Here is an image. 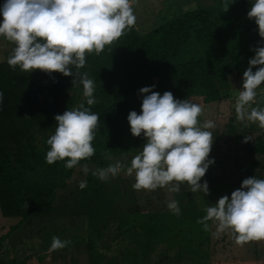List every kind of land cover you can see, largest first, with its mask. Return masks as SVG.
Segmentation results:
<instances>
[{
	"label": "trees",
	"instance_id": "obj_1",
	"mask_svg": "<svg viewBox=\"0 0 264 264\" xmlns=\"http://www.w3.org/2000/svg\"><path fill=\"white\" fill-rule=\"evenodd\" d=\"M219 1L188 10L146 31L136 24L100 55L87 56L79 72H86L95 83L97 103L91 111L99 114L100 120L92 142L95 155L71 169L65 167L67 158L46 162L50 150L46 141L55 133L57 114L81 103L88 107L83 85L75 76L77 69H72L77 81L73 85L72 76L39 69L29 73L18 66L13 69L7 61L0 62V214L7 222L20 226L27 219L48 215L71 220L84 212L81 208L88 212L89 207L115 202L116 197L122 198V203L128 201L133 190L125 184L136 181L135 174L127 175L126 168L147 142L143 134L136 137L131 133L127 119L131 111H142L146 94L139 90L155 85L153 91L161 95L171 91L180 100H190L196 92L216 96L227 82L225 75L231 74L226 70L230 61L251 59L254 49L264 46L259 43L264 38L259 36L258 25L247 17L254 0ZM226 2L230 4L227 11ZM233 93L225 89L223 95ZM263 98L260 96L252 107L264 108ZM233 112L222 131H212V149L213 153L222 152L221 146H225L224 157L230 160L225 165L230 163V172L232 167L241 187L246 178L264 179V128L258 122L237 120L235 109ZM245 136L251 140L244 142ZM117 161L125 166L117 176L101 181L92 174ZM84 165L88 173L83 171ZM81 182H86L83 189ZM63 207L79 210L63 214Z\"/></svg>",
	"mask_w": 264,
	"mask_h": 264
},
{
	"label": "clouds",
	"instance_id": "obj_2",
	"mask_svg": "<svg viewBox=\"0 0 264 264\" xmlns=\"http://www.w3.org/2000/svg\"><path fill=\"white\" fill-rule=\"evenodd\" d=\"M232 2V0H231ZM229 3H225L226 11ZM0 13V36L15 44L7 63L13 69L17 66L31 73L39 69L48 74L54 72L79 77L83 103L78 108L57 114L55 133L46 143L50 150L46 162L53 164L64 161L65 167L74 168L82 160L95 155L92 142L99 127L100 116L91 111L97 103L94 96L95 83L88 74L79 72L86 65L89 54L100 55L106 46L117 41L126 31L136 25L133 0H5ZM258 25V33L264 38V0H254L247 13ZM264 44V41L259 42ZM255 56L249 60V67L243 73V90L235 103L237 120L257 123L264 128V108L252 107L256 103L257 89L264 83V46L254 49ZM257 67L253 71V67ZM151 87L139 90L143 95L142 111L135 110L128 115L131 133L146 138L142 151L131 160L126 168L127 175L135 173L137 190L154 191L168 188L179 192L187 184L193 193L209 194L207 181L201 183L209 165L214 142L209 129L216 128L214 120L200 121L203 106L188 99L180 100L171 91L161 95ZM150 93V94H148ZM3 92L0 91V104ZM251 140L245 136L244 142ZM106 158L111 159L110 156ZM125 166L117 161L105 168L92 172L101 181L117 176ZM89 172L87 165L83 166ZM86 182H81L83 189ZM167 207L176 215L180 214L178 202L170 200ZM206 215L198 219L204 230L209 229L208 221L217 224L219 232L231 231L235 243L243 246L252 241L264 240V179L254 177L242 181L241 188L234 190L231 198L225 195L206 209ZM70 240L53 237L49 252L70 245Z\"/></svg>",
	"mask_w": 264,
	"mask_h": 264
},
{
	"label": "rangeland",
	"instance_id": "obj_3",
	"mask_svg": "<svg viewBox=\"0 0 264 264\" xmlns=\"http://www.w3.org/2000/svg\"><path fill=\"white\" fill-rule=\"evenodd\" d=\"M133 1L136 24L139 30L146 31L188 10L210 7L219 0ZM4 3L5 0H0V8ZM12 53L13 43L0 36V62L7 61ZM249 60L242 58L241 63L238 59L230 61L226 70L231 74L225 75L227 82L221 86L218 95L196 92L190 99L203 106L201 122H216V128L209 131H222L228 116L234 113ZM225 89L234 92L233 95L224 97ZM260 96L264 97V83L257 89V99ZM221 148L222 152L213 153L214 149L211 150L209 159L214 163L209 165L201 179V183L207 181L209 185L206 196L191 192L188 185H181L179 192H171L168 188L137 191L133 184H125L133 190L127 202L122 203V198L116 197L115 202H100L89 207L88 212L81 208L84 212L71 220L48 215L27 219L20 226H15L1 213L0 264H264V240L240 246L235 243L230 230L219 232L217 224L208 221L209 229L206 231L203 224L197 223L206 215L208 206L218 202L222 196L231 198L232 192L241 188L232 167L230 172V163L225 165V146ZM221 172L224 182H221ZM117 185L120 188L119 183ZM170 200L178 202L179 215L167 207ZM62 211L63 214L77 212L68 207H63ZM53 237L72 243L49 252Z\"/></svg>",
	"mask_w": 264,
	"mask_h": 264
},
{
	"label": "crops",
	"instance_id": "obj_4",
	"mask_svg": "<svg viewBox=\"0 0 264 264\" xmlns=\"http://www.w3.org/2000/svg\"><path fill=\"white\" fill-rule=\"evenodd\" d=\"M133 4H134V1H133Z\"/></svg>",
	"mask_w": 264,
	"mask_h": 264
}]
</instances>
